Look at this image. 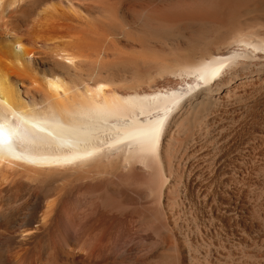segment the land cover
Segmentation results:
<instances>
[{
    "label": "bare ground",
    "instance_id": "1",
    "mask_svg": "<svg viewBox=\"0 0 264 264\" xmlns=\"http://www.w3.org/2000/svg\"><path fill=\"white\" fill-rule=\"evenodd\" d=\"M0 264H264V0H0Z\"/></svg>",
    "mask_w": 264,
    "mask_h": 264
}]
</instances>
